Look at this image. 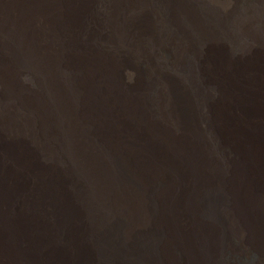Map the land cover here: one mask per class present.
Instances as JSON below:
<instances>
[{
	"label": "bare ground",
	"instance_id": "1",
	"mask_svg": "<svg viewBox=\"0 0 264 264\" xmlns=\"http://www.w3.org/2000/svg\"><path fill=\"white\" fill-rule=\"evenodd\" d=\"M86 245L264 264V0H0V264Z\"/></svg>",
	"mask_w": 264,
	"mask_h": 264
},
{
	"label": "rangeland",
	"instance_id": "2",
	"mask_svg": "<svg viewBox=\"0 0 264 264\" xmlns=\"http://www.w3.org/2000/svg\"><path fill=\"white\" fill-rule=\"evenodd\" d=\"M81 247L83 248V258L86 264H102L99 259H96V255L91 259V245H86L87 248L83 246Z\"/></svg>",
	"mask_w": 264,
	"mask_h": 264
}]
</instances>
